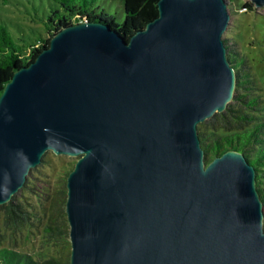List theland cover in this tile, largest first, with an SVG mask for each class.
<instances>
[{
  "label": "water",
  "instance_id": "1",
  "mask_svg": "<svg viewBox=\"0 0 264 264\" xmlns=\"http://www.w3.org/2000/svg\"><path fill=\"white\" fill-rule=\"evenodd\" d=\"M228 9L159 0L129 39L85 19L54 33L0 96V206L47 152L79 157L71 264H264L257 170L237 151L208 162L198 131L236 95Z\"/></svg>",
  "mask_w": 264,
  "mask_h": 264
},
{
  "label": "trees",
  "instance_id": "2",
  "mask_svg": "<svg viewBox=\"0 0 264 264\" xmlns=\"http://www.w3.org/2000/svg\"><path fill=\"white\" fill-rule=\"evenodd\" d=\"M49 1L51 12L47 21L51 35L60 32L64 26L85 19L102 22L129 39L159 16V0H121L125 15L121 25L116 24L117 19L113 14L100 7V0ZM243 7L250 12L255 10L251 2H245ZM51 38L45 41L38 38L35 44L27 45L15 39L8 26L0 20V96L6 84L12 80L15 70L35 61L41 50L50 46ZM224 41L226 43L227 39L224 38ZM227 48L229 60L238 77L236 95L226 111L199 125L198 131L208 162L230 151L245 155L257 170V188L264 203V103L258 93L257 79L244 70L246 59ZM71 171L62 179L61 186L50 194V202L43 208V215L31 210V203L25 200L26 193H17L8 205L0 206V264H71L72 245L66 214L67 179ZM23 189H33L28 179ZM44 219V237L59 248V254L35 257L19 251L13 235L24 234L35 226L34 222H43ZM7 232L12 233L8 240L4 236ZM28 236H25L26 239Z\"/></svg>",
  "mask_w": 264,
  "mask_h": 264
},
{
  "label": "rangeland",
  "instance_id": "3",
  "mask_svg": "<svg viewBox=\"0 0 264 264\" xmlns=\"http://www.w3.org/2000/svg\"><path fill=\"white\" fill-rule=\"evenodd\" d=\"M225 1L231 17L224 34L227 39L225 44L231 51L246 59L244 70L249 71L253 79H257L258 93L264 103V8L254 5L255 10L250 12L243 7L249 0ZM98 4L106 12L113 14L117 19L116 24L121 25L125 19L121 0H100ZM50 6L49 0H0V20L8 26L15 39L27 45L35 44L38 38L45 41L52 36L47 21ZM78 159L79 157L47 152L43 162L32 170L28 178L33 189H23L18 195L26 193L25 200L31 203V210L43 215V208L49 205L50 194L61 186L62 179L75 167ZM20 198L24 200L23 197ZM44 222L45 219L43 222H34L35 226L24 234L13 235L19 251L31 253L35 257L59 254V248L44 237ZM27 235L28 239L25 237ZM4 236L8 240L12 233L7 232Z\"/></svg>",
  "mask_w": 264,
  "mask_h": 264
}]
</instances>
